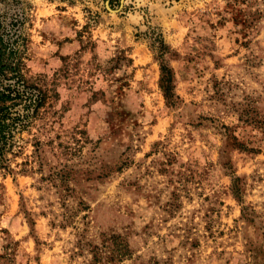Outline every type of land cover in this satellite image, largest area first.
<instances>
[{
    "label": "rangeland",
    "instance_id": "obj_1",
    "mask_svg": "<svg viewBox=\"0 0 264 264\" xmlns=\"http://www.w3.org/2000/svg\"><path fill=\"white\" fill-rule=\"evenodd\" d=\"M11 21L47 99L0 168V264H264V0H0Z\"/></svg>",
    "mask_w": 264,
    "mask_h": 264
},
{
    "label": "trees",
    "instance_id": "obj_2",
    "mask_svg": "<svg viewBox=\"0 0 264 264\" xmlns=\"http://www.w3.org/2000/svg\"><path fill=\"white\" fill-rule=\"evenodd\" d=\"M23 41L17 21H11L6 26L0 23V168L5 170L9 169L10 158L7 155H18L22 134L30 130L47 99L46 92L22 74L20 47L24 46ZM152 44L157 56L162 59L167 48L164 41L161 37H154ZM159 87L166 103L174 106L178 97L173 91V73L163 60ZM232 138L236 140L234 136ZM237 144L246 150L243 144ZM233 192L237 193L236 183Z\"/></svg>",
    "mask_w": 264,
    "mask_h": 264
}]
</instances>
